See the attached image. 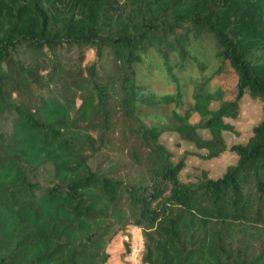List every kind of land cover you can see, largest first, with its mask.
Masks as SVG:
<instances>
[{
  "label": "trees",
  "instance_id": "obj_1",
  "mask_svg": "<svg viewBox=\"0 0 264 264\" xmlns=\"http://www.w3.org/2000/svg\"><path fill=\"white\" fill-rule=\"evenodd\" d=\"M165 133L236 160L182 181ZM129 226L141 264H264V0H0V264H106Z\"/></svg>",
  "mask_w": 264,
  "mask_h": 264
},
{
  "label": "rangeland",
  "instance_id": "obj_2",
  "mask_svg": "<svg viewBox=\"0 0 264 264\" xmlns=\"http://www.w3.org/2000/svg\"><path fill=\"white\" fill-rule=\"evenodd\" d=\"M93 53L87 51L86 60H92ZM224 87H231L235 83V79L232 73L228 72L226 76L219 80ZM262 118L261 103L258 100L252 99L245 95L240 103L239 117L235 120H227L231 123L236 132H224L223 137L227 147L237 143H244L247 137L251 134V129ZM196 121V119H193ZM206 137L204 131L201 132ZM161 141L166 144L172 151L175 159L179 158L183 153H192L188 155L185 160V167L180 172L179 178L182 181H192L195 178L205 173L208 177H219L227 166L232 165L236 157L230 153L225 152L219 158L214 160H202L196 154L197 152L193 148L189 147L186 143L179 140V138L172 133H165L161 136ZM112 161V162H111ZM125 157L101 154L93 161V165L107 168L111 163L116 164L115 169L123 170ZM113 170V169H112ZM128 228L122 232H119L108 245L107 252L109 254L106 264H141L140 257L141 252L136 248V253H133L130 248V234L127 231ZM128 249H126V246Z\"/></svg>",
  "mask_w": 264,
  "mask_h": 264
},
{
  "label": "built area",
  "instance_id": "obj_3",
  "mask_svg": "<svg viewBox=\"0 0 264 264\" xmlns=\"http://www.w3.org/2000/svg\"><path fill=\"white\" fill-rule=\"evenodd\" d=\"M127 231L130 234L131 251L133 253H136V251H135L136 248H138V251H142V249H143V238H142L141 230L135 226H129Z\"/></svg>",
  "mask_w": 264,
  "mask_h": 264
}]
</instances>
